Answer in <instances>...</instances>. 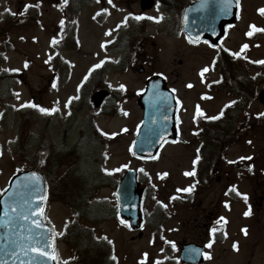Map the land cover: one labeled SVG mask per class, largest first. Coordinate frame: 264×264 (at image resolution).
<instances>
[{
  "label": "rangeland",
  "instance_id": "374dc122",
  "mask_svg": "<svg viewBox=\"0 0 264 264\" xmlns=\"http://www.w3.org/2000/svg\"><path fill=\"white\" fill-rule=\"evenodd\" d=\"M190 1L192 0H159L153 9L141 11L139 0H112L111 4L108 0H68L67 4L63 0H0V21H5L2 24L0 22V26L6 25L8 16L21 19L25 5L30 3L38 7L40 15L37 23L22 28L10 26L11 28L0 32V190L5 189L8 179L16 170L41 164L36 163L37 159L33 156L37 151L39 158L43 159L63 135L66 136L67 146H70L81 131L83 139L87 141L79 143L81 149L74 158L76 161L71 177L66 174L67 166H62L60 171L53 173L50 192L52 197H55L56 190L70 193L73 179L84 173L88 179L87 190H92L95 185L94 199L97 206L91 209V221L85 225L68 205L51 199L47 219L56 233L62 232L67 225L72 228L77 225L79 229L86 230V237H91L90 234L94 231V239H103L104 243L112 245L111 256L116 259H108L104 264H162L166 255L175 258L178 254L176 249L171 251V246L176 245L174 238L179 239L183 236L179 232L185 233V230L191 228L188 225L185 229L181 227L178 232L173 230L172 226L178 225V221L184 216L181 211L174 209L176 215L172 221L161 220L156 225H146L139 235L125 227L118 218L116 220L110 217V212H107V209L111 210L116 204L113 181L118 179L119 170L126 166L141 169L143 185L150 193L144 209L147 221L162 217L157 208L165 201L167 193L172 189L180 191L188 188L189 177L185 175L190 169L191 152L188 149L170 143L159 152L155 160L142 163L131 155L128 147L134 138L136 119L140 113L136 106L137 93L143 89L147 75L155 72L164 74L169 83L174 82L180 88V94L184 97L183 84L189 79H197V71L201 67H207L211 60L214 52L212 49L202 44L197 47L190 44L179 29V15ZM238 1L240 20L229 30L224 45L240 51L247 44L245 50L249 51L250 59H264V37H246V31L249 33L255 30L251 25H255L256 29L264 28V14L258 11L264 8V0ZM7 9L10 11H6ZM101 9L108 11L101 12ZM143 13L146 21L142 25H136L139 19L135 16ZM161 15L163 18L159 21L148 18ZM125 17L126 23H121ZM61 20L64 21L63 25L60 24ZM53 38L56 43L52 42ZM110 40L117 41L105 49L104 44H109ZM71 42L78 47L67 46ZM5 44H8L10 50L3 49ZM52 44L56 48L52 49ZM52 56L55 59H50ZM97 64H104L105 69L102 68L100 76L94 78L100 68H93ZM10 69H19L15 71V77L10 76L14 73ZM66 70L67 77L64 73ZM93 70L97 72L90 75L89 72ZM57 73L58 80L55 78ZM53 79L59 82L56 88L62 87L59 91L50 87L56 82ZM121 84L125 86L124 89H120ZM96 85L112 90L111 96L100 110H95L89 101ZM260 87L263 88L264 85L258 84L257 89ZM6 92L9 95H3ZM218 95L207 107L213 110L227 100L226 95ZM68 96L74 98V111L71 113L75 114L69 122L59 118L58 113L47 116L37 110V114H34L26 110L27 106L20 107L32 100L51 108L48 103L50 99H58L64 106ZM61 112L66 111L62 109L59 113ZM72 125L74 128L71 130ZM91 133L95 140H91ZM112 133L115 135H111ZM257 133V137L252 138L258 143L264 135V129H258ZM19 151L25 152L27 161L13 159L18 156ZM86 158L90 160L87 163ZM104 169L109 171L105 172ZM241 184L246 183L244 181ZM221 186L222 182L217 183L210 192L202 194L200 200L217 199ZM91 201L94 202L93 199ZM239 211L240 209L234 211L237 219L229 225V236L232 237L219 238L218 242H214L208 248L205 264H264V238L260 224L253 219H239ZM241 223L251 225L249 236L239 237L237 226ZM201 233L203 236L204 230ZM78 235L81 240L85 238L82 231L78 230ZM202 236L199 235L198 238ZM57 246L62 262L73 256L74 250L64 242ZM95 253L97 254L93 257H100H97V262L105 249L92 250L91 256Z\"/></svg>",
  "mask_w": 264,
  "mask_h": 264
},
{
  "label": "flooded vegetation",
  "instance_id": "af4514ba",
  "mask_svg": "<svg viewBox=\"0 0 264 264\" xmlns=\"http://www.w3.org/2000/svg\"><path fill=\"white\" fill-rule=\"evenodd\" d=\"M232 26L228 27L227 33L216 45H212L211 42L206 40H200L196 43L189 40V43L196 47L202 44L214 52L211 60L208 61V71L204 72L202 76L201 70L205 67H201L197 71V79H189L183 84V94L186 99L180 94V88L175 86L174 82L169 83L167 80V85L172 90H175L174 95L177 98L175 120L178 135L173 141H165L163 146L174 143L188 149L191 152L189 172H192L193 168H195V174H185L189 177L188 188L191 187V191L185 192L172 189L171 192L165 195V201L163 200L160 207L157 208V211L161 212L162 217L158 220L151 218L150 222L145 218L147 217V212L144 209L148 194H150L145 188L142 223L140 229L132 231L140 233L146 225H156L157 221L161 220L164 222L172 221L173 216L176 215L173 210L181 211L184 216L180 220L178 219V225L172 226L174 227L173 230L178 232L181 227L185 229L188 225L191 228L185 230V233L179 232L183 235L179 239L174 238L176 245L174 247L171 246V251L176 249L178 254L175 257L177 260L171 258L173 264H183L179 261V251L185 243L199 244L203 247L205 254H208L210 242L212 246L214 242L219 241V238L232 237V235L229 236V225L233 223L234 219H237L234 216L236 209H240L239 219L241 218L244 221L253 219L254 222L260 224L261 235L264 238V135L260 137L258 143L252 138L257 137L258 129H264V116L257 115V113H264V103L261 101L259 94L264 91V87L257 89L258 84L262 83L264 85V63L258 65V68L262 69L261 71H253L249 51L245 50L246 48L237 51L224 45V41ZM179 29L181 30V27ZM259 36L264 37V31H261ZM67 46L71 47L70 44H67ZM54 48H56L55 45L52 49ZM233 53L241 54L234 56ZM55 56L52 58L55 59ZM58 56L61 58L60 55ZM260 60L264 61V59ZM111 62L108 61V63ZM67 64L69 65V63ZM102 68L104 66H100L94 78L100 76ZM64 73H66L65 77H67V70ZM55 78L58 80L59 73L55 75ZM57 80L50 87L59 91L62 87L56 88L59 83H57ZM99 88L100 86L96 85L93 89ZM106 89L110 91L109 98L112 90L110 88ZM218 94L226 95L227 100L220 107L212 110L207 107V104L211 103L215 98L217 99ZM3 95H9V93L6 92ZM3 100L6 101L5 99ZM229 101H235V103L225 108ZM255 101H258V103L255 104ZM32 102L37 103L35 101ZM65 102L63 106L58 99H50L48 102L50 107H56L58 110L47 114V116L58 113L59 118L65 119L64 122L72 120L75 117V114L71 113L74 111V98L68 96ZM136 106L140 113L136 119L135 130L140 122L138 120H141L143 116V110L137 104ZM197 106H199L203 115H197ZM62 109L66 112L59 113ZM222 109L223 115L219 119L207 118L217 116ZM26 110L37 114L39 109L27 106ZM42 114L46 115V113ZM1 122L2 117H0ZM73 128L74 125L71 126V130ZM82 134L80 131L79 137L70 146H67L66 136L63 135L55 142L52 146L53 148L49 149L48 155L43 158L44 160L39 158L38 151L33 155L37 159L36 163L43 161L51 185H53L51 181L53 173L60 171V168L64 165L68 166V160L70 158L74 160L78 154L81 149L79 143L86 140L83 139ZM91 134V140H95V136H93V133ZM197 155L200 159L193 164ZM241 157H250V159H240ZM26 158L27 155L22 157V160H26ZM13 159L21 160L19 156H14ZM78 163L80 165V161ZM244 181L246 184H241ZM221 182L222 186L219 189L217 199L200 200L202 194L210 192L214 185ZM242 194H246L247 199ZM245 212L249 214L245 215ZM120 222L122 221L120 220ZM122 223L125 227L130 228L128 224ZM237 228L239 237L249 236L252 229L249 223H241ZM201 229L204 230L203 236ZM214 229L215 231H213ZM198 230L201 231L198 233ZM199 235L202 236L200 239L198 238ZM206 256L208 258V255Z\"/></svg>",
  "mask_w": 264,
  "mask_h": 264
},
{
  "label": "water",
  "instance_id": "95a60500",
  "mask_svg": "<svg viewBox=\"0 0 264 264\" xmlns=\"http://www.w3.org/2000/svg\"><path fill=\"white\" fill-rule=\"evenodd\" d=\"M154 0H141V9L150 8ZM237 5L235 0H231L230 4L225 0H199L197 3L189 4L183 15V30L191 40H199L204 38L215 43L224 33V26L231 24L236 20ZM106 91L101 90L95 92L91 101L96 107L100 106L102 99L105 97ZM139 104L145 109L142 123L137 131L134 140V151L136 154L152 157L156 155L162 140L166 138L174 139L176 131L174 130L173 115L175 113L174 98L169 88L165 87V80L159 74L151 75L146 80L144 93L139 96ZM260 99L264 103V92L260 93ZM35 172L40 179L33 180L30 176ZM118 186L119 211L122 216L130 220L133 227L139 224V205L141 202L142 188L138 187L135 172L128 170L122 177ZM9 187L0 197V216L3 215L5 203L22 206L26 210H30V214H34L37 221L46 225L42 216L36 212L37 208L43 209V200H35L33 197L39 195L45 197V184L43 176L35 170H26L15 174L9 180ZM38 189L39 191H36ZM28 201L24 204V201ZM19 223L25 225L20 228ZM30 221H17V226L11 230L0 225V261L4 264H27L30 257H26L22 252L17 251L15 256L11 252L15 250V246L8 243L9 241H17L28 243V228ZM33 229L35 226H32ZM51 235L50 226L40 229ZM35 238V231L32 233ZM53 239V237H52ZM51 249H49L50 251ZM192 251L191 245H188L182 251V259L194 264L202 261V252L200 248L196 249V253ZM45 264H57L55 260L45 258Z\"/></svg>",
  "mask_w": 264,
  "mask_h": 264
},
{
  "label": "snow or ice",
  "instance_id": "6c2138e0",
  "mask_svg": "<svg viewBox=\"0 0 264 264\" xmlns=\"http://www.w3.org/2000/svg\"><path fill=\"white\" fill-rule=\"evenodd\" d=\"M65 4H67L68 0H63ZM108 3L111 4L112 0H108ZM226 5L231 3V0H225ZM31 5H25V8L30 7ZM6 11H10V9H7ZM101 12H107V9H101ZM258 11L261 14H264V8L258 9ZM99 14V13H98ZM129 15H132L131 13ZM136 19H142L144 18L143 14L139 16H135ZM149 19L157 20L159 21L160 19L163 18V16L159 17H148ZM127 17H125L124 21H121V23H126ZM60 24L63 25L64 21L61 20ZM119 27V25H117ZM253 29H256L255 25H251ZM260 31H264V29H258ZM248 35H252V32H249ZM53 43H56V39L53 38ZM192 42H198V40H193ZM248 45L245 44L242 46L243 48H247ZM241 53H233L234 56H239ZM103 61H101V64ZM255 63H264V61H255ZM27 66V63H25V67ZM100 67V64L93 65V68ZM10 71H19V69H10ZM208 71V68L205 67L204 69L201 70V75L203 76V73ZM87 79V77H85ZM218 82V81H217ZM55 86V85H54ZM120 89H124L125 86L123 84L119 85ZM191 87V85H189ZM175 91V90H173ZM17 98H19L17 94ZM235 101H229V104L225 105V108L230 106L231 104H234ZM25 106H31L33 108L39 109L40 112L42 113H52L57 111L58 109L56 107L52 108H47V107H42L39 104H36L32 101H27L24 104H21L20 107H25ZM197 115H203L202 111L200 110L199 106H197ZM223 115V109L221 112L214 117H207L208 119H219L220 116ZM258 116H264V113H257ZM195 119V117H194ZM105 135H109V133H104ZM111 135H115V133H112ZM200 157L197 155L196 159L193 161V164H195ZM240 159H250V157H241ZM105 172H108V169H104ZM188 175H194L195 174V168H193L192 172L186 173ZM30 176L33 178V180H39L40 177L35 173H31ZM2 191V190H0ZM36 191H39L36 189ZM183 191L188 192L191 191V187L183 189ZM245 196V199H247L246 194H242ZM35 200H42L44 197L35 195L33 197ZM28 201H24V204H27ZM36 212L39 213L41 216H43V212L40 208L36 209ZM248 212H245V215H248ZM46 219V217H45ZM17 221H30V226L28 228V236H27V241L28 243H23L21 246L22 242H17V241H9L11 245L15 246V250L11 252L12 256L16 255V252H22L24 256L30 257L28 260L27 264H45V258H48L49 260H59V254L58 251L55 249V247L52 244V236L49 235L46 232L40 231V229L46 228V225H44L42 222L37 221L34 218V214H30V210H26L22 206H17L15 203L13 204H8L7 202L5 203L4 207V212L3 215L0 216V225L4 226L6 230H11L12 228L17 226ZM20 228H24L25 225L23 223H19L18 225ZM32 226H35L33 229ZM35 231V238L33 237L32 233ZM215 231V229L213 230ZM246 231V229H245ZM59 235H62V233H59ZM99 239V238H98ZM104 239H107V237H104ZM111 243V242H110ZM209 247L211 246V242L208 245ZM234 247L236 246L235 244L233 245ZM49 249H51L49 251ZM146 255V254H145ZM208 255V254H205ZM71 259V258H70ZM113 260L116 259L115 256L112 257ZM0 264H4V261H0ZM21 264H24V262H21ZM64 264H67L65 261Z\"/></svg>",
  "mask_w": 264,
  "mask_h": 264
},
{
  "label": "trees",
  "instance_id": "16d2710c",
  "mask_svg": "<svg viewBox=\"0 0 264 264\" xmlns=\"http://www.w3.org/2000/svg\"><path fill=\"white\" fill-rule=\"evenodd\" d=\"M28 5H31V6L25 8L24 14H23L21 19L14 17V16H12V17L8 16V21H6L7 22L6 25L0 26V32H2L3 30L9 29L10 26L22 28L23 26H29L31 23H34L35 18H36L35 15H37L35 12L37 9L34 8L32 3H30ZM0 22L2 24L5 21L3 20ZM3 49L8 50V44L3 45ZM82 146L84 149V147H85L84 143L82 144ZM86 150H88V149H86ZM87 161L89 162L90 160H88V158H86V163H87ZM72 162H73V160L69 159V161H68V163H69L68 168L69 169L72 166ZM87 173H89V172H87ZM85 175L83 173L81 176H79V175L76 176L74 179H79V182L73 183L71 192L70 193H67V192L57 193L56 198L62 199L64 202H66L70 206V208H73L74 210H76L79 213L80 218L89 219V215L92 213L91 209H93L94 207H92L93 206L92 204H88L87 200H89L91 197H93L95 193L84 189L85 184L88 181V179L85 178ZM86 177H87V175H86ZM73 228L78 230L76 226H74ZM81 239L82 238L80 235H78V232L72 234V229L70 231H68L67 234H65V236H64V240L68 244V246L70 248H72L73 250L75 249L78 252L77 257L79 259H81V261L85 260V263H83V264H95V262H93V260H92V257L89 258L92 250L106 249L105 246H107V255L111 253L112 245H110L108 243L107 244L104 243L103 239H98V238L94 239L91 237H86V234H85V238L83 240H81ZM82 249L85 251H82ZM98 252L100 253V251H98ZM97 253L92 254V256L96 255ZM97 257H99V255L94 257V261H95V259H97ZM78 258H77V261L75 262V264L79 262ZM79 264H81V263H79ZM97 264H99V263H97Z\"/></svg>",
  "mask_w": 264,
  "mask_h": 264
}]
</instances>
